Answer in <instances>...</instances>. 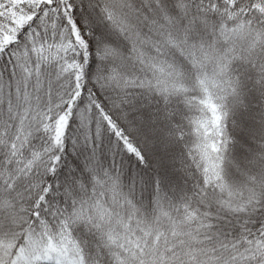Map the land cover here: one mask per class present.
I'll list each match as a JSON object with an SVG mask.
<instances>
[{"label":"snow or ice","instance_id":"snow-or-ice-1","mask_svg":"<svg viewBox=\"0 0 264 264\" xmlns=\"http://www.w3.org/2000/svg\"><path fill=\"white\" fill-rule=\"evenodd\" d=\"M0 264H264V0H0Z\"/></svg>","mask_w":264,"mask_h":264}]
</instances>
